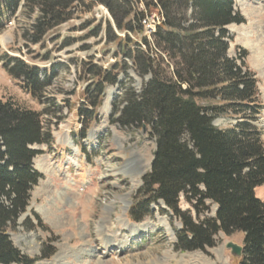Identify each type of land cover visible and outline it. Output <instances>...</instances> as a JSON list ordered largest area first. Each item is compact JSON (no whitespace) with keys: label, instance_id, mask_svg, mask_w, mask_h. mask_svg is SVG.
I'll use <instances>...</instances> for the list:
<instances>
[{"label":"trees","instance_id":"1","mask_svg":"<svg viewBox=\"0 0 264 264\" xmlns=\"http://www.w3.org/2000/svg\"><path fill=\"white\" fill-rule=\"evenodd\" d=\"M80 0H0V34L9 17L29 9L37 17L31 25L32 44H39L48 32L65 24ZM112 9L122 4L124 19L119 29L141 33L143 13L133 12L131 0H99ZM162 10V27L135 44L126 56L140 76L151 78L140 93L123 89L111 102L109 122L122 128L150 130L155 152L150 170L142 177L139 194L144 198L130 210L139 222L149 215L150 206L162 202L181 223L176 234L177 252H205L216 246L221 232L243 234L239 264H264V202L255 189L264 185V142L256 122L262 112L255 75L239 58L229 55L227 27L244 19L235 10L234 0H157ZM143 46V47H142ZM143 48V49H142ZM165 54L172 63L171 76L162 67ZM2 69L20 83L21 89L39 102L51 85L52 70L40 77L38 67H30L15 57H6ZM116 69L125 73L124 64ZM96 81L83 96L91 111L85 110L82 128L88 129L100 107L106 85L123 86L116 75L92 67ZM11 102L0 101V264H35L12 243L9 232L29 206L31 191L41 175L33 169L39 152L32 147L48 144L42 115ZM93 114V115H92ZM235 116V126L214 125L221 117ZM183 195L196 213L181 211ZM216 206L214 217L199 219ZM30 221L24 228L32 230ZM48 255H42L46 258Z\"/></svg>","mask_w":264,"mask_h":264},{"label":"rangeland","instance_id":"2","mask_svg":"<svg viewBox=\"0 0 264 264\" xmlns=\"http://www.w3.org/2000/svg\"><path fill=\"white\" fill-rule=\"evenodd\" d=\"M131 1L133 12L143 16L145 12L155 23L162 19L157 0ZM234 6L244 23L227 27L233 38L229 55L237 59L242 50L247 52L245 63L255 75L262 105L255 125L264 142V0H234ZM36 17L28 8L22 9L8 18L0 34V101L44 112L43 127L50 135L48 144L32 147L39 152L33 160V169L41 178L31 191L29 206L20 216L18 226L9 232L14 246L34 259L35 264H99L101 260L104 264H177L181 261H184L182 264H239L227 244L242 247L240 232L231 236L220 232L216 246L205 252H177L174 245L181 223L162 202L152 204L149 215L139 222L130 217L132 207L144 200L139 190L142 177L150 170L155 140L149 129L143 132V129L111 124V102L123 95L124 88L140 93L150 80L149 75L137 74L126 54L135 44H142L143 38L153 43L154 33L163 25H154L150 29L151 33L155 31L153 35L146 36L140 22L142 32L132 33L116 26L131 19H124L122 4H112L109 9L99 0H80L72 9L71 20L48 32L39 44H32L31 25ZM244 27L250 36L241 34L240 29ZM158 53L165 63L162 69L171 76V61ZM6 57L19 58L30 67H38L41 78L52 70L51 85L41 102L5 73L2 63ZM122 63L125 73L116 69ZM92 67L109 75L117 74L123 86L106 85L102 103L95 112L96 119L84 130L82 123L86 119L81 113L91 108L83 94L96 81L90 73ZM109 93L111 100L105 110L103 105ZM237 122V117L229 115L216 119L214 125L228 129ZM37 164L43 165L44 170L37 168ZM263 188L256 189L255 194L264 202V194L260 193ZM206 203L209 212L200 214L199 219L215 215L216 206ZM179 208L196 219L192 204L183 195L179 198ZM26 219L32 230L24 228ZM144 224L145 228L137 234L124 227ZM109 242L122 249L107 251ZM42 255L48 256L41 258Z\"/></svg>","mask_w":264,"mask_h":264},{"label":"bare ground","instance_id":"3","mask_svg":"<svg viewBox=\"0 0 264 264\" xmlns=\"http://www.w3.org/2000/svg\"><path fill=\"white\" fill-rule=\"evenodd\" d=\"M246 14H248V13H246ZM249 15V14H248ZM240 31H241V34H243V35H246V36H250L251 34H250V32L248 31V29L246 28V27H244V28H241L240 29ZM6 39H9V38H6ZM254 46V45H253ZM252 46V47H253ZM258 47V46H257ZM259 53V52H258ZM110 100H111V93H109V95H108V97L106 98V100H105V102H104V105H103V107L105 108V110L106 109H108V107H109V102H110ZM134 165V164H133ZM37 168L39 167L40 169H42V170H44V166L43 165H41V164H37V165H35ZM130 168V165L129 166H127V168ZM136 168V167H135ZM134 181H135V179H134ZM135 184V183H134ZM136 184H138V183H136ZM261 191H264V189H262ZM261 193V192H260ZM264 193V192H263ZM126 201V200H125ZM128 202V201H127ZM128 204V203H127ZM127 207V206H126ZM111 208V207H110ZM108 209V208H107ZM112 210V209H111ZM109 212V211H108ZM111 212V211H110ZM107 221V220H106ZM144 226H146L145 224L144 225H139V226H135V225H125L124 227H126L127 228V230L128 231H132L133 233H140V231L143 229V228H145ZM102 227V225L101 226H98V228L100 229ZM103 228H104V226H103ZM113 236V235H112ZM112 239V238H111ZM102 241V240H101ZM117 241V240H116ZM110 243V242H109ZM124 244L127 246V244H128V242L126 241V240H124ZM108 245V248H107V251H109L110 249H122V247L120 246V245H116L115 243H110V245L109 244H107ZM125 246V247H126ZM103 248V247H102ZM105 248V247H104ZM89 254V253H88ZM96 257V256H95ZM101 259V258H100ZM160 261V260H159ZM100 263L99 264H104L105 262L103 261V260H101V261H99ZM182 263L184 262V261H181ZM182 263H177V264H182Z\"/></svg>","mask_w":264,"mask_h":264},{"label":"built area","instance_id":"4","mask_svg":"<svg viewBox=\"0 0 264 264\" xmlns=\"http://www.w3.org/2000/svg\"><path fill=\"white\" fill-rule=\"evenodd\" d=\"M145 16V17H144ZM144 16L143 18L141 19V25H142V28L145 30L144 31V34L146 36H151L153 35V33L155 31H153L152 33L150 32V29H153L154 28V25H156L157 27L163 25V22H162V19L160 21H157L156 23L155 22H152L150 19L147 18V16L145 15V12H144Z\"/></svg>","mask_w":264,"mask_h":264},{"label":"water","instance_id":"5","mask_svg":"<svg viewBox=\"0 0 264 264\" xmlns=\"http://www.w3.org/2000/svg\"><path fill=\"white\" fill-rule=\"evenodd\" d=\"M145 131H146V127H143V132ZM227 248L230 250L232 256L238 257V258L241 257L242 250H243L241 246L234 244V243H228Z\"/></svg>","mask_w":264,"mask_h":264},{"label":"crops","instance_id":"6","mask_svg":"<svg viewBox=\"0 0 264 264\" xmlns=\"http://www.w3.org/2000/svg\"><path fill=\"white\" fill-rule=\"evenodd\" d=\"M263 189H264V188H263ZM261 190H262V189H261ZM261 190H260V192L263 193L264 191H261ZM263 194H264V193H263Z\"/></svg>","mask_w":264,"mask_h":264}]
</instances>
